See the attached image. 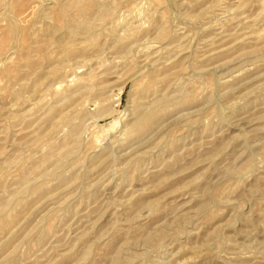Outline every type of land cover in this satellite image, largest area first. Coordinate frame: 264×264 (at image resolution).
Returning a JSON list of instances; mask_svg holds the SVG:
<instances>
[{
  "label": "rangeland",
  "instance_id": "obj_1",
  "mask_svg": "<svg viewBox=\"0 0 264 264\" xmlns=\"http://www.w3.org/2000/svg\"><path fill=\"white\" fill-rule=\"evenodd\" d=\"M0 264H264V0H0Z\"/></svg>",
  "mask_w": 264,
  "mask_h": 264
}]
</instances>
